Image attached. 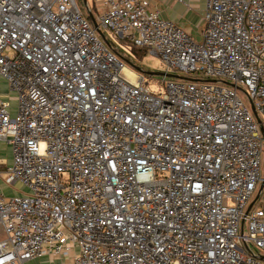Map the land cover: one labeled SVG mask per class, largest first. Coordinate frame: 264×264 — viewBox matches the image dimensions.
<instances>
[{"label": "built area", "instance_id": "built-area-1", "mask_svg": "<svg viewBox=\"0 0 264 264\" xmlns=\"http://www.w3.org/2000/svg\"><path fill=\"white\" fill-rule=\"evenodd\" d=\"M92 3L192 80L152 92L76 0H0V175L26 191L0 194V264H264V138L237 94L264 128V0H204L199 40L146 0Z\"/></svg>", "mask_w": 264, "mask_h": 264}, {"label": "crops", "instance_id": "crops-1", "mask_svg": "<svg viewBox=\"0 0 264 264\" xmlns=\"http://www.w3.org/2000/svg\"><path fill=\"white\" fill-rule=\"evenodd\" d=\"M149 3L150 10H157L160 17L175 22L186 33L195 40H199L201 31L203 30L202 15L205 8L204 0H146ZM0 100L8 101L10 104V113L14 115L16 112V97L8 88L7 83L0 79ZM11 164V153L8 145L0 144V170ZM0 194L11 196L6 190L7 184L0 175ZM17 194V193H16ZM15 194V195H16ZM14 196V195H12ZM60 259L52 256H43L32 259L26 264H59Z\"/></svg>", "mask_w": 264, "mask_h": 264}, {"label": "rangeland", "instance_id": "rangeland-1", "mask_svg": "<svg viewBox=\"0 0 264 264\" xmlns=\"http://www.w3.org/2000/svg\"><path fill=\"white\" fill-rule=\"evenodd\" d=\"M86 1H87V5L89 6V8H92L93 7L92 0H86ZM76 2L78 3V6L81 9V11L87 15L83 1L82 0H76ZM92 12L94 15L96 14V12L94 10ZM104 33L106 34L108 39H111V40L113 39L107 31H104ZM113 40H114V43L116 45V48L123 54L124 58L127 59L130 63L137 65V66L143 68L145 71H149L152 73H163L165 71L164 65L160 62V60L157 57L151 55L150 53H147L142 59H138L131 54V49L126 44H124L120 41L118 42V40H116V39H113ZM144 77H145V82L148 83V87L152 92H157L159 90V82L161 80H163V79L168 80L169 79V78L161 77V76L149 77V76L144 75ZM237 94H238V97L248 107H250V103H249V100L245 94V91L244 90H238ZM260 119H262V121H263V117L261 115H260ZM263 162H264V143H263L262 152H261V168L263 167ZM0 183H2V181ZM5 186H6L7 192H9L12 195H15L16 193H17V195H20V194H24L26 192L25 189L17 182H15L13 184H7ZM258 190H259V188H257V190L255 191L253 198L256 196ZM257 202L258 201L255 202L254 207L257 206V204H258ZM246 225L247 224L245 223L244 224V231H246V228H247ZM1 239H3V236L1 235V232H0V240Z\"/></svg>", "mask_w": 264, "mask_h": 264}, {"label": "water", "instance_id": "water-1", "mask_svg": "<svg viewBox=\"0 0 264 264\" xmlns=\"http://www.w3.org/2000/svg\"><path fill=\"white\" fill-rule=\"evenodd\" d=\"M83 1V4H84V7L86 9V13H87V16L88 18L90 19V22L92 23L93 27L95 28L96 32L98 33V35L100 36V38L106 42H107V39H106V35L100 30V28L98 27V24L96 23V20L93 16V14L91 13L90 9H89V6L87 5V1L86 0H82ZM123 60L134 70L136 71L138 74H141V75H146V76H161V77H167V78H171V79H182V80H192V79H189V78H184V77H180L178 75H173V74H165V73H152V72H149V71H145L143 68L137 66V65H134L132 63H130L127 59L123 58ZM212 82H220V83H223V84H226L228 86H231V87H234L233 84H229L227 82H224V81H212ZM250 108L253 112V115L257 121V123L259 124V128H260V132H261V135L262 137L264 138V128L261 124V121L254 109V107L251 105L250 103ZM262 170H263V180H264V162H263V167H262ZM262 187H263V184L259 187V190L256 194V196L253 198V200L251 201V203L249 204L246 212H245V215L248 213L249 209L252 207V205L256 202V200L258 199L259 197V194L262 190ZM258 258H260L261 260L264 261V256H258Z\"/></svg>", "mask_w": 264, "mask_h": 264}, {"label": "trees", "instance_id": "trees-1", "mask_svg": "<svg viewBox=\"0 0 264 264\" xmlns=\"http://www.w3.org/2000/svg\"><path fill=\"white\" fill-rule=\"evenodd\" d=\"M88 18V17H87ZM110 44H111V49L116 53V49L115 46L113 45V43L109 40ZM131 54L138 58V59H142L146 53L143 50H137V49H131Z\"/></svg>", "mask_w": 264, "mask_h": 264}]
</instances>
